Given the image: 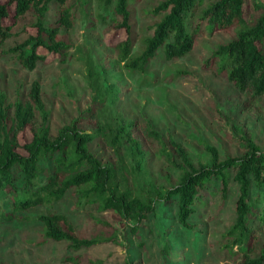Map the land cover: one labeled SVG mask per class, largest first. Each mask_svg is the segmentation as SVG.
<instances>
[{"label":"rangeland","instance_id":"rangeland-1","mask_svg":"<svg viewBox=\"0 0 264 264\" xmlns=\"http://www.w3.org/2000/svg\"><path fill=\"white\" fill-rule=\"evenodd\" d=\"M161 1L128 0L132 56L140 54L143 40L152 35L154 25L162 18L150 13ZM253 2L264 5V0H251L250 6ZM56 11L57 6L52 4L45 25H53ZM73 12V26L61 27L58 34L70 45L64 55L39 47L44 59L37 61L32 70L22 65L18 52L0 57V92L10 105V116L13 104L26 99L34 81L41 87L52 136L62 125L94 107L97 123L79 120L76 128L95 134L89 150L108 166L120 167L132 194L144 200L159 198L181 175L160 154L168 137L184 146L195 167L211 162L204 143L215 147L221 159L241 155L246 139L264 150V98L249 105L245 95L224 77L201 67L218 45L232 39L237 28L214 34L207 29L193 49L180 58L167 60L158 50L146 73H140L130 71L118 59L114 47L127 34L117 27L120 18L111 8H104L98 0H76ZM253 14L250 11V16ZM30 19L29 15L13 31L19 32ZM27 37L21 33L7 39L3 49ZM41 120L42 114L37 112L34 126H39ZM135 121H149L161 141L146 140L130 125ZM30 136L28 127L20 135L21 143ZM42 163L46 166L49 161ZM226 180L224 195L218 183L208 182L204 191L212 201L207 207H197L199 214L192 230L178 223L175 206L160 200L132 231L135 222H121L114 212L71 189L58 201L27 209L11 220L0 216V264H235L234 255L225 249L228 240L223 235L233 222L238 185L232 174ZM43 181L45 177L40 174L37 182ZM15 183L21 187L22 178ZM263 194L259 202L254 200L256 192L251 195L254 215L264 211ZM55 212L66 215L82 236L101 242L74 250L66 241L47 239L37 216ZM251 223L257 228L259 217ZM263 244L264 224L258 228L254 256ZM233 250H238L239 258L237 246Z\"/></svg>","mask_w":264,"mask_h":264},{"label":"trees","instance_id":"trees-1","mask_svg":"<svg viewBox=\"0 0 264 264\" xmlns=\"http://www.w3.org/2000/svg\"><path fill=\"white\" fill-rule=\"evenodd\" d=\"M75 1L6 0L0 3V57L18 52L22 65L32 70L37 61L44 59V55L38 52L39 47L64 55L70 45L58 34L61 27L69 29L73 26ZM80 1L84 3V0ZM98 1L104 8L113 10L120 18L117 27L127 34L114 47L119 61L124 62L130 71L140 73H146L147 65L158 50H162L167 60L180 58L193 49L197 38L207 29L209 34H214L216 31L237 28L232 39L218 45L201 67L224 77L239 93L245 95L249 105L264 98L263 4L253 2L250 6L251 0H163L150 10L154 16L163 15L162 18L154 25L152 35L143 40L140 54L132 56L128 0ZM52 4L57 6L56 18L53 25L47 26L45 19ZM250 11L255 14L250 16ZM29 15L32 16L29 23L19 32H14L13 28ZM21 33L28 37L13 47L3 49L7 39ZM9 109L5 95L0 92V216L5 220L16 218L19 213L32 207L58 201L67 191L75 189L86 200L97 202L103 209L114 212L121 222H135L132 231L153 212L160 200L168 201L167 206H175L178 223L192 230L195 226L193 221L199 214L197 207H207L212 201V197L204 191L208 182L213 181L214 185L218 183L224 195L226 178L232 174L238 185V196L234 200L233 222L223 235L228 240L225 249L234 255L235 264H264V244L257 248V255H253L258 228L264 224V211L261 215H254L251 203L253 192L258 194L255 202H259V195L264 193V150L250 139L245 140V151L241 155H227L223 159L215 147L204 143L211 162L195 167L184 146L168 137L167 142H163L165 149L160 154L181 175L159 194V198L147 197L144 200L132 194L120 167L108 166L89 150L95 134L76 128L79 120L96 122L94 107L82 113L84 116L62 125L55 136L50 133L38 81L33 82L25 100H17L13 104L12 116ZM37 112L42 114V120L35 127ZM130 125L146 140L161 141L149 121H135ZM28 127L31 128V136L21 143L20 135ZM129 139L134 141L132 137ZM43 161H49L48 165L42 166ZM40 174L45 181L37 182ZM19 178L23 182L21 187L15 183ZM256 217H259L257 228L251 223ZM37 220L42 223L47 239L66 241L71 249L87 248L101 242L100 239L82 236L62 213L41 214ZM234 246L241 252L239 258L238 250H233ZM97 264L103 263L98 261Z\"/></svg>","mask_w":264,"mask_h":264}]
</instances>
